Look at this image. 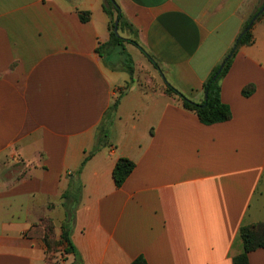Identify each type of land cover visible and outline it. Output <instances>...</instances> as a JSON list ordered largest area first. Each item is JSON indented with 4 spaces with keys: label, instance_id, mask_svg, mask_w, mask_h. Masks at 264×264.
<instances>
[{
    "label": "crops",
    "instance_id": "0c3cea01",
    "mask_svg": "<svg viewBox=\"0 0 264 264\" xmlns=\"http://www.w3.org/2000/svg\"><path fill=\"white\" fill-rule=\"evenodd\" d=\"M114 2L163 84L201 103L264 0ZM104 4L0 0V264H233L241 228L264 223V20L221 79L231 119L205 125L107 64ZM120 158L135 169L117 187ZM67 223L74 251L49 250Z\"/></svg>",
    "mask_w": 264,
    "mask_h": 264
},
{
    "label": "trees",
    "instance_id": "16d2710c",
    "mask_svg": "<svg viewBox=\"0 0 264 264\" xmlns=\"http://www.w3.org/2000/svg\"><path fill=\"white\" fill-rule=\"evenodd\" d=\"M263 6H264V2L257 9V11L251 16V18L245 23L240 34H242L244 30L249 26L251 20L263 8ZM103 8L110 17V22H109L110 40L107 43L101 44L99 46L98 53L101 56H104L106 50H110L118 47H121L123 49L125 43H136L137 42L136 40L132 38H125L120 34L116 35V33L114 32L116 22L119 21L118 30H123L124 27H128L130 28V30H133L136 33V31L133 29L131 24H129L124 19V16L121 13L119 6L114 2V0H105V4ZM87 16H88L87 13H82L81 19L83 21H86ZM260 20H264V11L256 21H260ZM253 26L244 34H242L237 44L235 42V44L233 45V47L231 48V50L229 51V53L225 58L226 63L223 69L221 70V72L218 73L221 65L217 66L212 71L211 75L209 76L208 80L205 82L203 86L205 94L207 95L206 99L203 102L196 103L190 100L189 98L184 96L181 92H179L175 87H173L168 83L162 86L165 93L169 96L178 99L181 102L183 108L196 113L200 121L205 125H212L230 120L232 117V111L230 106L225 104L221 99L220 82L221 79L229 71L233 58L235 57L239 48L254 43ZM235 46L236 49H234ZM231 53L232 55L230 56ZM154 67L158 69V65L156 63H154ZM129 74L130 76H132V71H130ZM253 91H254V86L250 85L243 90V95L248 97L253 93ZM118 104H119V99H116L109 111V114L116 111ZM103 130H105V128ZM105 131H103V135L107 137L108 135L107 130ZM93 154L94 152L91 153L87 157V159ZM134 169H135V163L133 161L127 158H120L117 161L113 171V178L116 186L121 187ZM51 232H52V227L50 226L49 232L45 238L49 250L57 249V247L64 244L66 253H72L74 251V247L70 236V227L68 223L66 225L65 224L63 225V233L60 241H56L55 239H53ZM240 233L243 241L244 250L241 254H239L233 259V264H250L248 258L249 253L264 247V223L243 226L241 228ZM131 264H148V263L145 260V258L141 256L135 259Z\"/></svg>",
    "mask_w": 264,
    "mask_h": 264
},
{
    "label": "rangeland",
    "instance_id": "374dc122",
    "mask_svg": "<svg viewBox=\"0 0 264 264\" xmlns=\"http://www.w3.org/2000/svg\"><path fill=\"white\" fill-rule=\"evenodd\" d=\"M129 38L134 40L136 33L133 30H130L128 27H124L123 30H118ZM137 41V40H136ZM138 41L136 43H125L124 48L121 47L106 50L105 54L107 55V64L111 65L114 68L122 69L125 74H129L132 71V76H130L131 81L135 79L138 80L139 83L145 85H154V86H163V80L156 70L153 68V65L150 64L148 59H146L142 53H140V49L138 48ZM131 82L127 83V87ZM108 116V118H110ZM109 121V119H108ZM104 127H106V122Z\"/></svg>",
    "mask_w": 264,
    "mask_h": 264
},
{
    "label": "water",
    "instance_id": "95a60500",
    "mask_svg": "<svg viewBox=\"0 0 264 264\" xmlns=\"http://www.w3.org/2000/svg\"><path fill=\"white\" fill-rule=\"evenodd\" d=\"M264 11V6L263 8L254 16V18L251 20V22L249 23V26L244 30V32L242 34H244L246 31H248L253 25L254 23L256 22V20L258 19V17L263 13ZM118 25H119V21L116 22V25H115V29H114V32L116 33V35H119V32H118ZM242 34H240L236 40V44L238 43V40L240 39V37L242 36ZM234 49H236V46L234 47ZM232 55V53L230 54V56ZM226 63V60L221 64L220 68H219V71L218 73L221 72V70L223 69L224 65ZM164 78V77H163ZM207 95L205 94V99H206Z\"/></svg>",
    "mask_w": 264,
    "mask_h": 264
}]
</instances>
